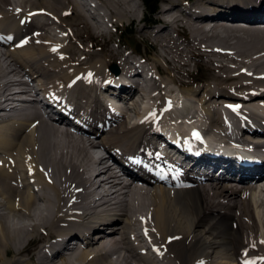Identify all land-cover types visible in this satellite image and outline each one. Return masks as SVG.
<instances>
[{
    "label": "bare ground",
    "instance_id": "bare-ground-1",
    "mask_svg": "<svg viewBox=\"0 0 264 264\" xmlns=\"http://www.w3.org/2000/svg\"><path fill=\"white\" fill-rule=\"evenodd\" d=\"M77 1L0 0V106H12L0 119V264H264V198L247 185L264 175V145L244 140L264 133V0H162L146 19L137 18L143 0ZM126 20L155 51L152 63L132 45L89 60L82 29L109 36ZM195 50L220 57L218 82L170 78L190 74ZM182 98L201 141L180 125L189 117L174 120ZM166 125L179 137L158 162L173 177L153 169ZM99 147L120 174L95 157ZM90 226L102 228L98 241L79 231ZM44 232L48 241L22 259ZM71 234L80 247L64 255Z\"/></svg>",
    "mask_w": 264,
    "mask_h": 264
},
{
    "label": "rangeland",
    "instance_id": "rangeland-1",
    "mask_svg": "<svg viewBox=\"0 0 264 264\" xmlns=\"http://www.w3.org/2000/svg\"><path fill=\"white\" fill-rule=\"evenodd\" d=\"M157 1L158 2L156 4V8L159 9V8H161L160 7L161 6V3L160 2L162 0H157ZM135 2H138V1L135 0ZM139 2H142V0H139ZM69 3L70 2H68V6L71 7V3L70 4ZM76 3H77L76 5H78V6L81 7V5L79 4V1L76 0ZM96 13L102 14L103 11L102 10H97ZM137 14H138L137 15L138 16L137 17L138 19H140L142 17L145 18V16H142L143 14L146 15V16L153 15L152 13L149 14V12L147 11V9H146V7H145L144 4H143V6H140L139 7V10H138V13ZM154 16H155V14H154ZM156 16H157V14H156ZM156 16H155V18H156ZM43 19L44 18H42V16H39V17L37 16L36 22H37V20H43ZM68 19H69V17L66 18L63 21L62 24H64V25L67 24ZM57 24H59V22H57ZM140 25H145V24L141 22ZM146 25H149V24H146ZM136 26H138L137 23H132L131 24L130 22H128L126 20V22H124L123 27H119V28L117 27L116 32L113 31V29L111 27L110 30H109L110 31L109 36H101V35H94V34H91V33H86L85 28H83L82 29V31L84 32L83 37L80 38V39H77L76 41L77 42H81L83 44V46L86 47V48H89L91 45L94 44V48H93L92 52L91 51L90 52L93 55H96V56H92V58H89V60L90 59H92V60H99V59H101V57L104 58V59H110L112 56L110 54H108V51L106 50L107 47L108 48H112L115 51H120L122 56H126L128 54V52H129V46L132 45L131 47H136L137 46V49H138L137 51L140 54L139 58L141 57V59H144V58H147L148 57L149 58V61H147V60L146 61L148 63H150V62L152 63V59L155 57V54L156 53H155V51H152L150 49V44L148 42L144 41L143 37L138 33ZM65 31H67V30H65ZM78 31H80V28L78 29ZM26 32H28V31H26ZM172 33H171V37H172ZM85 34H88L87 35V38H86V35ZM175 34H177V33H175ZM59 35L64 37V33L63 32L59 33ZM182 35H183V37H180L179 39L178 38L176 39L175 37H172V38H175V40L180 43L181 47H184L185 46V43H183V42H185V41L187 42V40H189V34L186 32L185 34H182ZM179 36H180V34H179ZM183 39H184V41H182ZM130 41H133L132 43H134V44H132ZM70 43H74V41L71 40ZM75 46L77 47V46H80V45L77 43V44H75ZM75 46H74V49L77 52L79 50V47H77V49H76ZM102 46H103V48H102ZM80 54H82V53L78 51L76 57L77 58H81V55ZM99 55H101V57ZM121 55H120V57H122ZM188 56L189 57H192V58L189 59V67H188L189 70H190V74L187 73L184 76V78H183L182 77L183 75L180 76L179 74L175 73V71L169 70V73H170L169 75H171V74H173V76L175 75L174 78L170 77L173 81H177L178 80V82H179L180 80H183L182 82L185 85H187L188 83H194V79H197L199 77L206 78L207 81L205 80L206 82L204 81V83H213V82L216 83V82H218L220 80V79H215L217 72L215 70L214 71L212 70L213 68L215 69V67L219 65V63H218L217 60L220 57L214 56L213 58L214 59L216 58L215 59L216 61H214V62L211 59L209 61H207V57L206 56L199 55V51H197V50H195V54L193 56L191 54H189ZM106 57H108V58H106ZM133 57L136 58L134 55H133ZM141 59H139L138 61H140V63L142 64V60ZM118 61H119V59H118ZM210 61H212V62H210ZM111 62L112 63H110V65L113 64V63H117V62H113V61H111ZM216 62H217L218 65L216 64ZM72 64H74V62ZM159 64L162 67V69H166V63L164 62L163 59L160 60V63ZM144 65H145V63H144ZM213 65H214V67H213ZM160 66H159V68H160ZM210 67H212V68L210 69ZM163 73L165 74L166 72L163 71ZM209 75H211V76H209ZM223 77H225V75H223ZM168 80H169V78H168ZM233 80H237V79H233ZM237 81H239V80H237ZM230 82L228 84H231ZM233 83L236 84L237 82H233ZM239 83H240V81H239ZM168 88L170 90H173V91L176 90L175 92L177 93V89H178V86L177 85L176 86L170 85ZM144 104L146 105V103H144ZM257 197L264 198V192L256 195V198ZM253 198H255V196ZM251 203H252V205H257V206L259 204H261V202H255V201H252ZM46 232H44V233H42V234L39 235V237L41 238L40 241H39V238L36 237V238L32 239L29 242V245L27 246V251L25 252V254L24 253L22 254L24 256L21 255L22 256V259H25V256H29V254L31 255L34 252L33 249H35L38 245L40 246L42 244V242L44 243V242L48 241L49 238L45 237V233ZM258 236H262V233H260ZM52 238H50V239H52ZM70 240H72V239H70ZM69 244H72V243H69ZM28 248H29V250H28ZM10 255H12V254L9 253V256Z\"/></svg>",
    "mask_w": 264,
    "mask_h": 264
},
{
    "label": "trees",
    "instance_id": "trees-1",
    "mask_svg": "<svg viewBox=\"0 0 264 264\" xmlns=\"http://www.w3.org/2000/svg\"><path fill=\"white\" fill-rule=\"evenodd\" d=\"M147 11L151 14L153 9L156 7V0H144Z\"/></svg>",
    "mask_w": 264,
    "mask_h": 264
},
{
    "label": "snow or ice",
    "instance_id": "snow-or-ice-1",
    "mask_svg": "<svg viewBox=\"0 0 264 264\" xmlns=\"http://www.w3.org/2000/svg\"><path fill=\"white\" fill-rule=\"evenodd\" d=\"M22 23H23V21H22ZM9 39H11V37H9ZM53 50H55V49H53ZM229 107H236V106H229ZM193 136L196 138V139H199V135L194 131L193 132ZM262 242H264V241H262Z\"/></svg>",
    "mask_w": 264,
    "mask_h": 264
}]
</instances>
